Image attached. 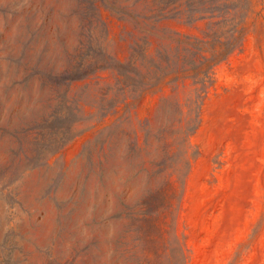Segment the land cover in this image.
I'll return each instance as SVG.
<instances>
[{
  "label": "rangeland",
  "instance_id": "1",
  "mask_svg": "<svg viewBox=\"0 0 264 264\" xmlns=\"http://www.w3.org/2000/svg\"><path fill=\"white\" fill-rule=\"evenodd\" d=\"M246 25L192 136L200 153L177 222L180 264H264V0ZM141 27L158 46L204 23L154 21L147 0H0V264H157L152 223L130 215L147 186L141 157L125 134L107 166L102 128L106 66ZM171 93L162 84L135 98L139 128L166 120L159 104ZM113 184L125 203H107ZM108 236L125 241L114 256Z\"/></svg>",
  "mask_w": 264,
  "mask_h": 264
},
{
  "label": "trees",
  "instance_id": "2",
  "mask_svg": "<svg viewBox=\"0 0 264 264\" xmlns=\"http://www.w3.org/2000/svg\"><path fill=\"white\" fill-rule=\"evenodd\" d=\"M147 2L154 21L176 17L191 24L203 22L204 27L199 33H168L158 46L149 36L154 31L141 27L129 54L106 66L111 78L102 90L104 150L110 166L118 139L125 134L132 139V150L141 157L136 175L143 176L147 186L129 206L130 215L152 223L150 237L156 245L152 252L157 264H163L164 255L172 252L178 261L173 264H180L185 252L177 222L187 176L200 153L192 136L201 125L205 100L215 84L216 66L243 47L248 34L246 22L262 0ZM189 82L190 90H180ZM162 84L172 87V93L159 104L167 112L166 120L157 125L153 117L147 127L139 128L132 111L135 98ZM144 152L148 158H143ZM124 192L113 184L107 191V203L115 199L125 203ZM106 243L111 256L125 245L121 239L114 245L111 236Z\"/></svg>",
  "mask_w": 264,
  "mask_h": 264
}]
</instances>
